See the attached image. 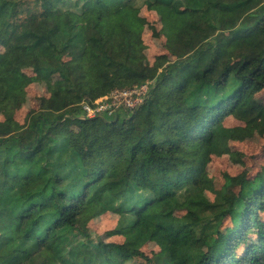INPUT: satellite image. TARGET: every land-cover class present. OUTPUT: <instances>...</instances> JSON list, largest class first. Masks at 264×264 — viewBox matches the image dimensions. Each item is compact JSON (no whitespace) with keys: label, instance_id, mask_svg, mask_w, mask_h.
I'll list each match as a JSON object with an SVG mask.
<instances>
[{"label":"trees","instance_id":"obj_1","mask_svg":"<svg viewBox=\"0 0 264 264\" xmlns=\"http://www.w3.org/2000/svg\"><path fill=\"white\" fill-rule=\"evenodd\" d=\"M144 6L166 65L146 61ZM0 25L15 35L0 51V264H264V175L203 194L225 118L264 130V0H0ZM53 76L19 123L16 91ZM148 81L139 107L85 116L84 98ZM109 212L124 241L81 229Z\"/></svg>","mask_w":264,"mask_h":264},{"label":"rangeland","instance_id":"obj_2","mask_svg":"<svg viewBox=\"0 0 264 264\" xmlns=\"http://www.w3.org/2000/svg\"><path fill=\"white\" fill-rule=\"evenodd\" d=\"M140 18L143 26L138 35L147 45L146 61L149 63L157 61L162 65L173 61L174 56L163 47V37L159 33L162 26L159 15L144 6ZM14 38L15 35H6L0 25V51L5 50ZM62 55L64 59L71 60L76 56V53L73 49H65ZM20 73L24 75L34 74L29 66L20 68ZM56 78L57 76H53L46 80H37L16 91L17 111L15 116L19 123L24 122L30 110L40 108L49 97ZM5 116L6 114L0 108V120L4 119ZM224 123L226 126L232 127L234 131L228 142L230 149L222 153L214 152L207 160L206 173L212 183L210 184L211 187L203 190V194L204 198L209 201H213L222 194L230 196L237 193L238 187L233 186L232 177L241 179L245 175H264V130H261L255 121L247 123L233 115L227 116ZM261 215L264 216V211H261ZM118 220V214L109 212L92 219L81 229L90 233L94 239L102 238L107 244L122 242L124 235L116 228ZM230 225L231 222L228 219L223 227L226 229ZM107 248L110 251L111 245ZM158 248L155 243L150 242L144 245L142 249L147 255H152Z\"/></svg>","mask_w":264,"mask_h":264},{"label":"built area","instance_id":"obj_3","mask_svg":"<svg viewBox=\"0 0 264 264\" xmlns=\"http://www.w3.org/2000/svg\"><path fill=\"white\" fill-rule=\"evenodd\" d=\"M152 81L128 88H117L109 94L103 95L90 102H80L86 117H95L100 114H113L121 107L135 109L145 102L149 96Z\"/></svg>","mask_w":264,"mask_h":264}]
</instances>
